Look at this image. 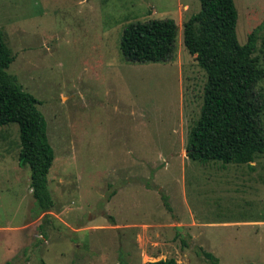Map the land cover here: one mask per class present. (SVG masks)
Returning a JSON list of instances; mask_svg holds the SVG:
<instances>
[{"label": "rangeland", "instance_id": "rangeland-1", "mask_svg": "<svg viewBox=\"0 0 264 264\" xmlns=\"http://www.w3.org/2000/svg\"><path fill=\"white\" fill-rule=\"evenodd\" d=\"M238 44L264 0H232ZM197 0H0L6 72L38 102L53 159L48 217L34 215L17 128H0V264H145L172 258L264 264V156L249 164L185 157L205 74L182 45ZM177 25L165 63H128L129 23ZM264 27L252 57L264 71ZM264 131V77L256 84Z\"/></svg>", "mask_w": 264, "mask_h": 264}, {"label": "trees", "instance_id": "trees-1", "mask_svg": "<svg viewBox=\"0 0 264 264\" xmlns=\"http://www.w3.org/2000/svg\"><path fill=\"white\" fill-rule=\"evenodd\" d=\"M197 1L199 10L181 24V39L204 72L205 83L198 117L187 134L185 157L201 164L249 165L254 157L264 156L262 105L255 90L264 71L252 57L257 31L264 22L240 45L235 37L233 1ZM176 33L177 25L170 19L129 23L121 32L118 49L128 63H165L171 58ZM12 60L0 33V128L16 125L17 165L28 167L34 215L46 218L53 206L47 188L53 151L38 102L6 72ZM198 254L205 264H219L208 252L198 250ZM145 264L176 263L167 258Z\"/></svg>", "mask_w": 264, "mask_h": 264}]
</instances>
